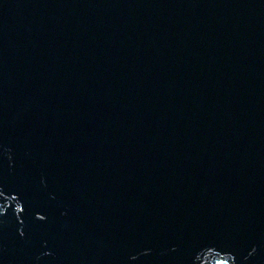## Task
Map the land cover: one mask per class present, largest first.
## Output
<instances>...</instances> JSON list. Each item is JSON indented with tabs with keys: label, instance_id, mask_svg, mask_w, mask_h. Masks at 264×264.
<instances>
[{
	"label": "water",
	"instance_id": "95a60500",
	"mask_svg": "<svg viewBox=\"0 0 264 264\" xmlns=\"http://www.w3.org/2000/svg\"><path fill=\"white\" fill-rule=\"evenodd\" d=\"M0 264H264V0H0Z\"/></svg>",
	"mask_w": 264,
	"mask_h": 264
},
{
	"label": "snow or ice",
	"instance_id": "6c2138e0",
	"mask_svg": "<svg viewBox=\"0 0 264 264\" xmlns=\"http://www.w3.org/2000/svg\"><path fill=\"white\" fill-rule=\"evenodd\" d=\"M21 211H23V209H21ZM40 219H44V217H40Z\"/></svg>",
	"mask_w": 264,
	"mask_h": 264
}]
</instances>
